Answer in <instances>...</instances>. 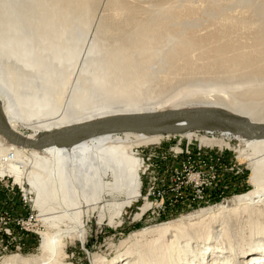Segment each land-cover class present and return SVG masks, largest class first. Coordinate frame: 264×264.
Segmentation results:
<instances>
[{
	"label": "bare ground",
	"instance_id": "obj_1",
	"mask_svg": "<svg viewBox=\"0 0 264 264\" xmlns=\"http://www.w3.org/2000/svg\"><path fill=\"white\" fill-rule=\"evenodd\" d=\"M143 1L0 0V103L10 129L36 140L167 110L228 113L264 125L257 108L264 93V0ZM237 9L245 13L235 17ZM244 100L256 107H245ZM200 132H220L246 145L257 191L240 205L264 198V138L210 130L204 119L155 133H69L40 150L18 147L0 134V172L24 176L35 208L57 215L49 219L53 228L39 233L38 264H65L66 240L76 235L85 241L76 215L98 214L104 223L139 197L141 165L133 148ZM57 225L69 229L60 233ZM172 227L130 236L140 245L148 236L163 237L154 249L145 243L147 252L129 246L116 264H192L194 253L165 242ZM186 236L173 238L190 249ZM242 247L227 254L243 255L241 264H260V254L264 261V246L255 250L251 240Z\"/></svg>",
	"mask_w": 264,
	"mask_h": 264
},
{
	"label": "rangeland",
	"instance_id": "obj_2",
	"mask_svg": "<svg viewBox=\"0 0 264 264\" xmlns=\"http://www.w3.org/2000/svg\"><path fill=\"white\" fill-rule=\"evenodd\" d=\"M239 10L234 12L235 17L245 13ZM261 95L262 104L257 108L264 115V93ZM251 102L254 101H243L245 107L254 109L256 103ZM261 118L264 120V116ZM195 134L191 139L162 136L157 144L133 148L132 155L141 165L139 197L118 216H105L104 223L98 214L76 215L85 228V241L76 235L66 240L65 264H116L115 259L131 245L147 252L145 243L154 249L163 236H148L142 245L129 242V237L164 225L173 226L165 242H177L194 253L192 264L194 259L199 262L195 264H241L243 255L227 251L240 253L251 240L253 248L260 250L264 246V198L254 205H240L245 203L244 196H256L257 188L250 180L254 165L251 151L244 143L220 132ZM18 176L0 172V264H38L43 259L39 233L53 228L48 225L52 223L49 219L57 215L35 208V194L27 179ZM228 204L238 206L223 211L222 206ZM67 229L66 225H57L55 231ZM182 233L187 234L190 249L173 238ZM211 251L214 255L208 256ZM260 257L261 254L260 264H264Z\"/></svg>",
	"mask_w": 264,
	"mask_h": 264
},
{
	"label": "water",
	"instance_id": "obj_3",
	"mask_svg": "<svg viewBox=\"0 0 264 264\" xmlns=\"http://www.w3.org/2000/svg\"><path fill=\"white\" fill-rule=\"evenodd\" d=\"M189 119H204L210 130H232L236 133H248L264 138V125L251 124L246 118H235L228 113L211 111H167L160 114L128 118L120 124L106 126L94 124L81 126L55 133L41 134L36 140H26L13 132L7 125L0 103V134L9 142L24 149L40 150L51 142L57 141L69 133L78 134H109V133H155L163 127Z\"/></svg>",
	"mask_w": 264,
	"mask_h": 264
}]
</instances>
